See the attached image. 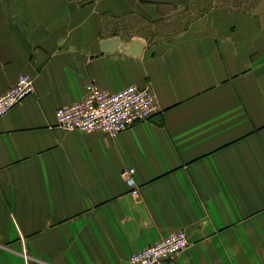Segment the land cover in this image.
<instances>
[{"label":"crops","instance_id":"0c3cea01","mask_svg":"<svg viewBox=\"0 0 264 264\" xmlns=\"http://www.w3.org/2000/svg\"><path fill=\"white\" fill-rule=\"evenodd\" d=\"M182 2L0 0V95L33 85L0 117V264H128L176 230L163 264H264V16L216 2L169 38L124 33ZM89 81L148 86L157 111L113 136L58 126Z\"/></svg>","mask_w":264,"mask_h":264},{"label":"built area","instance_id":"2783aa9c","mask_svg":"<svg viewBox=\"0 0 264 264\" xmlns=\"http://www.w3.org/2000/svg\"><path fill=\"white\" fill-rule=\"evenodd\" d=\"M33 91L32 78L21 75L0 95V117ZM157 111L154 95L148 86L129 84L116 91H107L89 81L83 85V96L55 109L56 123L66 130L85 133L102 132L115 135L137 122L146 121ZM132 167L123 168L122 178L136 194ZM189 239L183 230L162 236L133 252L128 264H163L184 250Z\"/></svg>","mask_w":264,"mask_h":264},{"label":"rangeland","instance_id":"374dc122","mask_svg":"<svg viewBox=\"0 0 264 264\" xmlns=\"http://www.w3.org/2000/svg\"><path fill=\"white\" fill-rule=\"evenodd\" d=\"M216 2L249 6L251 11L264 16V0H183L176 8L164 7L162 17L158 21L159 24H155L154 29L139 20L138 23L136 21L129 23L123 31L126 34L141 33L147 35L148 33H153L157 39L163 40L183 30L193 18L200 16L208 8V5L211 6ZM134 36H127L125 39L131 41V37Z\"/></svg>","mask_w":264,"mask_h":264},{"label":"water","instance_id":"95a60500","mask_svg":"<svg viewBox=\"0 0 264 264\" xmlns=\"http://www.w3.org/2000/svg\"><path fill=\"white\" fill-rule=\"evenodd\" d=\"M100 45L102 51L108 52H113L121 47L120 41L117 37L102 40Z\"/></svg>","mask_w":264,"mask_h":264}]
</instances>
